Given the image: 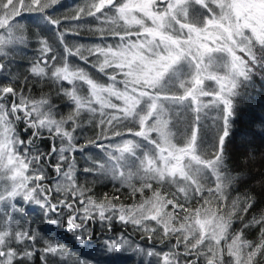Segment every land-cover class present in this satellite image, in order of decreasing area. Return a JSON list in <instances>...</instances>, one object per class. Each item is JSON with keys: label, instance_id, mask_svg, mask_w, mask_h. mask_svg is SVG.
Returning <instances> with one entry per match:
<instances>
[{"label": "snow or ice", "instance_id": "obj_1", "mask_svg": "<svg viewBox=\"0 0 264 264\" xmlns=\"http://www.w3.org/2000/svg\"><path fill=\"white\" fill-rule=\"evenodd\" d=\"M60 4L0 0V264H100L42 233L59 226L91 247L94 224L117 222L127 238L104 239L97 255L264 264V215L244 220L253 199L233 195L239 176L225 155L238 98L264 74V0H85L57 17ZM82 32L94 40H66ZM33 42L38 56L12 72ZM106 181L113 198L96 197ZM125 189L132 203H114ZM129 228L164 247H141Z\"/></svg>", "mask_w": 264, "mask_h": 264}, {"label": "trees", "instance_id": "obj_2", "mask_svg": "<svg viewBox=\"0 0 264 264\" xmlns=\"http://www.w3.org/2000/svg\"><path fill=\"white\" fill-rule=\"evenodd\" d=\"M84 2L85 0H64L58 5V9L54 11V15L57 17H63L65 15L71 16L75 12L76 7L82 6ZM64 23L68 25L75 24L74 21H65ZM72 39L73 42L84 44H88L94 40L93 37L83 32L80 36H74ZM66 40L71 42L68 36H66ZM37 56L38 53L35 50L34 43H32L23 53H17L16 61L10 65L11 71L26 72L29 61ZM0 79H3L2 74H0ZM238 99L237 120L233 128L234 135L230 136L228 141H226L225 155L232 174L239 176V181L234 186L235 191L233 195L239 194L241 197L247 195L253 199L252 207L244 216V220L247 221L252 216L259 218L264 215V140L260 138V133L264 132V125H261L259 120L256 119L264 116V74L254 76L246 94ZM254 119L256 120L255 124L252 123ZM250 128L256 132L257 135L255 137L248 134ZM84 131L87 135H91L87 127ZM41 147L46 148L47 141H42ZM85 151L97 153L99 150L88 148ZM77 161L79 165L84 164L83 156L79 153L77 154ZM77 175L79 176L80 173H77ZM105 192L109 194V198H113L114 190L109 182L106 181L95 185L94 193L96 197L102 198ZM126 192L127 190L125 189L121 193H115V195L121 196V200L117 201L113 199V202L130 204L132 201L124 194ZM137 199H139L138 196ZM25 208L31 214L33 220H38L40 215L38 207L25 205ZM234 227L239 228L240 224L236 223ZM53 228L55 229L54 232L52 231ZM113 231H116V229L114 228ZM245 234L249 240L255 241L258 229H245ZM42 235L54 239L56 243L64 246L75 256L86 259L93 258V260H99L100 264H141L142 262V259L139 260L135 255L129 253L97 255L96 249L99 247L95 246V237H93L94 243L92 246L85 247L79 245L71 233H67L66 230L59 226L45 227ZM137 235L140 234L138 233ZM143 240L145 244L149 245L146 239Z\"/></svg>", "mask_w": 264, "mask_h": 264}, {"label": "flooded vegetation", "instance_id": "obj_3", "mask_svg": "<svg viewBox=\"0 0 264 264\" xmlns=\"http://www.w3.org/2000/svg\"><path fill=\"white\" fill-rule=\"evenodd\" d=\"M114 228L116 229V231H113ZM128 231L131 232V229L129 228ZM137 234H138L137 232H131V239L141 242L142 239L140 235H137ZM119 235L127 236L128 233L125 232V226L121 225L118 222L113 225V228L111 231H107L106 229L102 228L99 224L93 225V237H95L94 238L95 244L101 243V241H103L106 238H109V237L116 238ZM148 243H149L148 246L150 248L155 246L157 250L164 247V245L160 244L156 239H154L153 241H148ZM170 243H174V241ZM165 250L167 249L165 248Z\"/></svg>", "mask_w": 264, "mask_h": 264}, {"label": "rangeland", "instance_id": "obj_4", "mask_svg": "<svg viewBox=\"0 0 264 264\" xmlns=\"http://www.w3.org/2000/svg\"><path fill=\"white\" fill-rule=\"evenodd\" d=\"M62 1H64V0H61V2H62ZM69 4H70V3H69ZM57 9H58V5L56 6V9H55V10H57ZM25 15H28L26 21H24L26 29H27L29 32H39L40 29L35 27V23H36L35 15H34V14H25ZM74 23H75V24H76V23L78 24V23H82V21H74ZM70 25H71V24H70ZM41 27H44V25H41ZM41 34H43V33H41ZM47 35H48L51 39H54L55 34H54L53 32L49 31V32L47 33ZM86 35H87V34H86ZM84 36H85V35H84ZM68 37H69L70 41L73 42V39H72V38H73L74 36H73V35H69ZM51 39H50V41H51ZM85 39H86V38H85ZM33 43H34V42H33ZM19 52H20V53H23L24 50H23V51H19ZM70 60H71V61H75L76 63H79L81 66L87 67V66H85V65L83 64L82 61L77 60L76 57H72ZM92 71H94V70H92ZM2 77H3V74H2ZM131 203H132V202H131ZM131 203H130V204H131ZM120 236H121V235H119V236H117L116 238H113V239H118ZM126 238H127V236H126ZM106 239H107V238H106ZM134 242H135L136 244H139L141 247L150 248L147 244H144V240H143V239L141 240V242H138V241H134ZM95 246L101 248V247L103 246V245H102V241H101V243H97ZM88 250H90V249H88ZM89 253H91V251H89ZM126 253L133 254V255H135L139 260L142 259V261L146 259L145 257L137 256L135 253H132V252H126ZM111 254H113V253H111ZM89 259H93V258H89Z\"/></svg>", "mask_w": 264, "mask_h": 264}]
</instances>
